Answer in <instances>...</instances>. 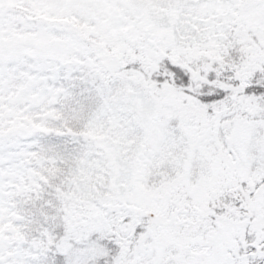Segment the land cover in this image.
<instances>
[{
  "label": "snow or ice",
  "instance_id": "6c2138e0",
  "mask_svg": "<svg viewBox=\"0 0 264 264\" xmlns=\"http://www.w3.org/2000/svg\"><path fill=\"white\" fill-rule=\"evenodd\" d=\"M0 264H264V0H0Z\"/></svg>",
  "mask_w": 264,
  "mask_h": 264
}]
</instances>
